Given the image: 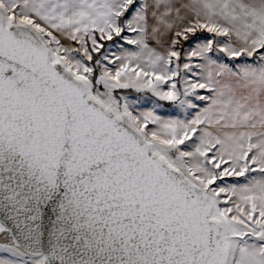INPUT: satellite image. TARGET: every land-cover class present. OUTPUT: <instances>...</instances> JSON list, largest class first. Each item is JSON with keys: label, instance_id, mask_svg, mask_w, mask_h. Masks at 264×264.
Wrapping results in <instances>:
<instances>
[{"label": "snow or ice", "instance_id": "1", "mask_svg": "<svg viewBox=\"0 0 264 264\" xmlns=\"http://www.w3.org/2000/svg\"><path fill=\"white\" fill-rule=\"evenodd\" d=\"M0 264H264V0H0Z\"/></svg>", "mask_w": 264, "mask_h": 264}, {"label": "rangeland", "instance_id": "2", "mask_svg": "<svg viewBox=\"0 0 264 264\" xmlns=\"http://www.w3.org/2000/svg\"><path fill=\"white\" fill-rule=\"evenodd\" d=\"M166 107H169V106L166 105ZM162 114H166V113H162Z\"/></svg>", "mask_w": 264, "mask_h": 264}]
</instances>
